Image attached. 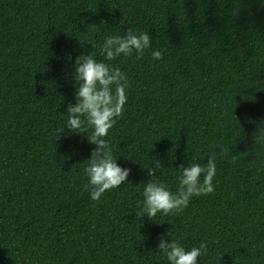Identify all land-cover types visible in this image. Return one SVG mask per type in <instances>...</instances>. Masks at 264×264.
I'll return each instance as SVG.
<instances>
[{
	"label": "trees",
	"instance_id": "16d2710c",
	"mask_svg": "<svg viewBox=\"0 0 264 264\" xmlns=\"http://www.w3.org/2000/svg\"><path fill=\"white\" fill-rule=\"evenodd\" d=\"M131 28L152 49L110 62L129 85L107 137L131 171L94 202L84 168L95 145L63 132L74 65ZM262 127L264 0H0V264H167L162 236L203 244L198 264H264ZM210 151L213 193L141 218L154 159L175 191L178 168L206 166Z\"/></svg>",
	"mask_w": 264,
	"mask_h": 264
},
{
	"label": "clouds",
	"instance_id": "9594fccd",
	"mask_svg": "<svg viewBox=\"0 0 264 264\" xmlns=\"http://www.w3.org/2000/svg\"><path fill=\"white\" fill-rule=\"evenodd\" d=\"M89 44L94 51L80 55L75 61L73 87L76 103L67 108V122L63 132L67 128L71 133L85 134L89 142L95 145L90 159L86 160L88 163L84 172L88 179L86 187L90 189V200L99 202L106 192L128 183L131 171L118 165V158L113 155L107 139L110 130L125 111L129 85L126 74L119 67L111 66L110 62L121 56L130 57L134 53L137 58H141L145 50L152 49V44L148 32L138 33L134 28L123 35H105L99 51L95 43ZM98 55L102 58L98 59ZM151 55L154 60H160L163 53L152 50ZM254 99V96L240 94L241 102H254ZM255 140H264V127L257 129ZM207 157L206 166L192 162L178 168L175 191L161 182L160 174L164 167L154 159L152 166L147 169L149 177L153 178L142 183L141 218L153 220L157 214L167 216L180 213L189 206L193 197L213 193L218 152L210 151ZM157 248L167 264H198L204 245L186 250L179 242L171 239L169 243L162 236Z\"/></svg>",
	"mask_w": 264,
	"mask_h": 264
}]
</instances>
